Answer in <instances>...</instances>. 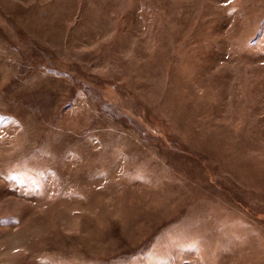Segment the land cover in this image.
<instances>
[{
  "label": "rangeland",
  "instance_id": "rangeland-1",
  "mask_svg": "<svg viewBox=\"0 0 264 264\" xmlns=\"http://www.w3.org/2000/svg\"><path fill=\"white\" fill-rule=\"evenodd\" d=\"M0 264H264V0H0Z\"/></svg>",
  "mask_w": 264,
  "mask_h": 264
}]
</instances>
